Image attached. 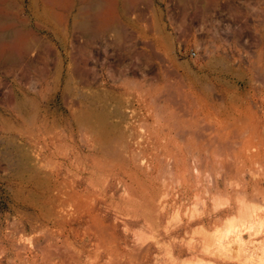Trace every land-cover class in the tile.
Listing matches in <instances>:
<instances>
[{
	"label": "rangeland",
	"instance_id": "374dc122",
	"mask_svg": "<svg viewBox=\"0 0 264 264\" xmlns=\"http://www.w3.org/2000/svg\"><path fill=\"white\" fill-rule=\"evenodd\" d=\"M44 1L0 0V264H264V0Z\"/></svg>",
	"mask_w": 264,
	"mask_h": 264
},
{
	"label": "bare ground",
	"instance_id": "6f19581e",
	"mask_svg": "<svg viewBox=\"0 0 264 264\" xmlns=\"http://www.w3.org/2000/svg\"><path fill=\"white\" fill-rule=\"evenodd\" d=\"M44 1V0H43ZM81 1H86V3L89 1V0H81ZM45 2V1H44ZM47 2V1H46ZM5 3V2H4ZM46 4V3H45ZM69 8V7H68ZM84 8V7H83ZM83 8L82 9H80V10H78V13L79 14H83L84 13V11H83ZM226 8V7H225ZM60 9H62V8H60ZM54 11V10H53ZM207 11V10H206ZM62 12V11H61ZM256 12V11H255ZM262 13V12H261ZM78 15V14H77ZM61 16V15H60ZM135 16V15H134ZM7 22V21H6ZM6 25V24H5ZM94 25V24H93ZM76 27L81 31V32H86V31H88L89 29H90V25L88 24V23H86V22H79L77 25H76ZM7 28H8V26H7ZM10 28V27H9ZM24 31V30H23ZM248 32V31H247ZM231 34V33H230ZM19 37V36H18ZM231 37H232V35H231ZM2 38V37H1ZM231 39V38H230ZM250 41V40H249ZM258 41V40H257ZM5 43H8V42H5ZM36 43H38V42H36ZM34 44H24V45H20L21 46V48H20V52H21V54H22V56H24V57H27L29 54H30V52H31V50H32V46H33ZM5 46V45H4ZM32 47V48H31ZM58 52V51H57ZM208 52V51H207ZM36 55V54H35ZM59 56V55H58ZM253 56V55H252ZM30 57V56H29ZM1 58V57H0ZM28 58V57H27ZM3 64H6V65H11V64H14V63H18V57L16 56V54H14L13 53V51H12V48L11 49H9V53L8 54H6V53H4V56H3ZM82 70V69H81ZM85 74V73H84ZM262 76V75H261ZM257 78V77H256ZM255 78V79H256ZM262 78V77H261ZM263 79V78H262ZM158 80V79H157ZM264 80V79H263ZM261 83V82H260ZM264 83V82H263ZM69 91V90H68ZM89 93V92H88ZM22 95V94H21ZM162 97V96H161ZM76 100V99H75ZM67 101V100H66ZM65 101V102H66ZM79 104V103H78ZM12 106V105H11ZM79 106V105H78ZM13 108V107H12ZM91 111H92V109H90ZM88 111V110H87ZM97 111V110H96ZM90 113V112H89ZM106 116V115H105ZM84 117H85V115H84ZM158 117V116H157ZM81 118V117H80ZM83 118V117H82ZM81 118V119H82ZM81 121V120H80ZM106 125V124H105ZM104 125V126H105ZM90 127V126H89ZM107 127V126H106ZM105 127V128H106ZM230 129V128H229ZM81 130V129H80ZM234 132V131H233ZM248 132V131H247ZM247 134V133H246ZM177 136V135H176ZM179 136V135H178ZM131 137V136H130ZM183 140V139H182ZM181 140V141H182ZM198 140V139H197ZM214 142V141H213ZM216 142V141H215ZM234 143H236V142H234ZM225 144V143H224ZM232 144V143H231ZM240 144V143H239ZM227 145H229V144H227ZM241 145V144H240ZM211 147V146H210ZM218 147V146H217ZM231 147V146H230ZM220 148V147H219ZM218 148V149H219ZM222 148V147H221ZM234 148V147H233ZM215 149V148H214ZM210 150V149H209ZM198 151V150H197ZM102 152V151H101ZM107 152V151H106ZM110 152V151H109ZM139 152V151H138ZM209 152V151H208ZM219 152V151H218ZM104 153V152H103ZM108 153V152H107ZM111 153V152H110ZM225 153V152H224ZM106 154V153H105ZM133 154V153H132ZM140 154V153H139ZM208 154H210V153H208ZM208 156V155H207ZM217 156H218V154H217ZM38 162V161H37ZM142 162V161H141ZM204 163V162H203ZM228 166V165H227ZM171 169V168H170ZM222 170V169H221ZM225 170V169H224ZM260 173V172H259ZM12 199V198H11ZM62 208V207H61ZM63 209V208H62ZM248 208H244L243 210H245V212H247L248 210H247ZM247 210V211H246ZM250 220V218L249 217H242V221H244L243 223H245V222H248ZM261 220V219H260ZM230 223V222H229ZM228 223V225L231 227L232 226V228L233 229H235V231L237 230L236 228H238L237 226H238V222H235L234 223V221H232L231 220V223L229 224ZM258 223H260V222H258ZM242 223H240L239 225H241ZM263 224V223H262ZM252 225V224H251ZM242 226V225H241ZM253 226V225H252ZM229 227V229L231 230V228ZM229 229H228V231H229ZM254 229V228H253ZM252 229V230H253ZM255 231V230H254ZM257 231V230H256ZM228 233V232H227ZM256 233H258V232H256ZM256 233H254L253 232V234H256ZM230 234V233H229ZM241 240H242V238H241ZM237 241V242H236ZM242 242H240V240H239V237L237 238V240H234V241H232L231 243H230V246L231 247H234V249H236V250H238V249H240L241 248V246H242V244H241ZM20 247V246H19ZM225 248V247H224ZM19 249V248H18ZM231 249V248H230ZM20 250V249H19ZM233 250V249H232ZM260 255L261 256H263L264 257V249H261L260 250ZM237 256V255H236ZM260 256V257H261ZM232 257V256H231ZM234 257V256H233ZM251 258H253V257H251ZM204 264V263H203Z\"/></svg>",
	"mask_w": 264,
	"mask_h": 264
},
{
	"label": "crops",
	"instance_id": "0c3cea01",
	"mask_svg": "<svg viewBox=\"0 0 264 264\" xmlns=\"http://www.w3.org/2000/svg\"><path fill=\"white\" fill-rule=\"evenodd\" d=\"M210 262H212L213 264H236V263H230V262H226V261H223V260H210Z\"/></svg>",
	"mask_w": 264,
	"mask_h": 264
},
{
	"label": "built area",
	"instance_id": "2783aa9c",
	"mask_svg": "<svg viewBox=\"0 0 264 264\" xmlns=\"http://www.w3.org/2000/svg\"><path fill=\"white\" fill-rule=\"evenodd\" d=\"M193 55H195V54H193Z\"/></svg>",
	"mask_w": 264,
	"mask_h": 264
}]
</instances>
